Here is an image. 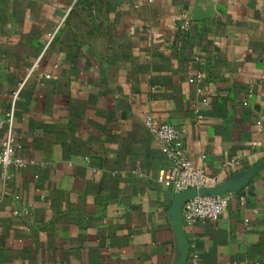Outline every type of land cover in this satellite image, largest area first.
Listing matches in <instances>:
<instances>
[{
	"label": "crops",
	"instance_id": "crops-1",
	"mask_svg": "<svg viewBox=\"0 0 264 264\" xmlns=\"http://www.w3.org/2000/svg\"><path fill=\"white\" fill-rule=\"evenodd\" d=\"M21 83L28 165L0 166V264H175L146 114L218 183L263 158L264 0H0L1 114ZM232 193L217 221L184 222L185 264H264V168Z\"/></svg>",
	"mask_w": 264,
	"mask_h": 264
},
{
	"label": "built area",
	"instance_id": "built-area-1",
	"mask_svg": "<svg viewBox=\"0 0 264 264\" xmlns=\"http://www.w3.org/2000/svg\"><path fill=\"white\" fill-rule=\"evenodd\" d=\"M142 3L137 1L134 5L139 7ZM178 18L181 20L183 30L190 28L191 19L188 14L180 13ZM53 38L54 34H51L50 41ZM46 78H51V74H47ZM23 86L24 83H21L19 89L14 92L10 111L5 115L0 113V166L3 168L5 179L9 176L7 170L10 166L16 165L24 168L28 165V160L17 154L20 144L18 132L14 127L16 100ZM145 125L148 131L159 140L162 153L170 161V165L159 176V181L166 187L178 193L191 187H210L218 183V178L210 176L205 169L196 166L185 147L182 129L158 120L152 112L146 114ZM235 163L234 161L227 162L224 166L225 170L229 171ZM233 196L234 193L228 192L206 194L190 199L183 207L184 222L192 225L200 221H217L227 210ZM15 213H20V210H16ZM199 261L200 256L194 249L191 262L199 264Z\"/></svg>",
	"mask_w": 264,
	"mask_h": 264
},
{
	"label": "water",
	"instance_id": "water-1",
	"mask_svg": "<svg viewBox=\"0 0 264 264\" xmlns=\"http://www.w3.org/2000/svg\"><path fill=\"white\" fill-rule=\"evenodd\" d=\"M264 168V157L251 168L228 176L224 181L210 187H191L187 190L175 193L171 208V219L177 239L178 258L175 264H185L189 256V241L184 228L183 207L190 199L206 194H222L238 192L251 179Z\"/></svg>",
	"mask_w": 264,
	"mask_h": 264
}]
</instances>
